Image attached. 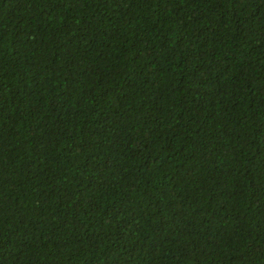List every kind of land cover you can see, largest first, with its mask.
I'll return each instance as SVG.
<instances>
[{
	"label": "trees",
	"instance_id": "trees-1",
	"mask_svg": "<svg viewBox=\"0 0 264 264\" xmlns=\"http://www.w3.org/2000/svg\"><path fill=\"white\" fill-rule=\"evenodd\" d=\"M0 264H264V0H0Z\"/></svg>",
	"mask_w": 264,
	"mask_h": 264
}]
</instances>
